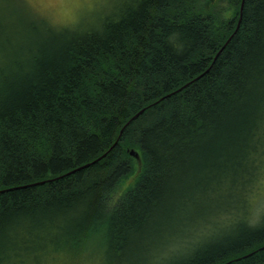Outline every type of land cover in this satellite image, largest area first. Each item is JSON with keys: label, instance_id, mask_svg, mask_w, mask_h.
<instances>
[{"label": "trees", "instance_id": "16d2710c", "mask_svg": "<svg viewBox=\"0 0 264 264\" xmlns=\"http://www.w3.org/2000/svg\"><path fill=\"white\" fill-rule=\"evenodd\" d=\"M240 3L120 0L85 28L0 3V264L94 243L102 264H151L183 240L152 264H264V222L246 219L264 0Z\"/></svg>", "mask_w": 264, "mask_h": 264}, {"label": "rangeland", "instance_id": "374dc122", "mask_svg": "<svg viewBox=\"0 0 264 264\" xmlns=\"http://www.w3.org/2000/svg\"><path fill=\"white\" fill-rule=\"evenodd\" d=\"M24 1V0H23ZM120 0H108L107 3L103 2V0H100V2H98L97 4H95L93 6V8L91 10L88 9H84V10H80L78 13V18L76 20L75 23H71L68 21H65L63 23H54V24H59V25H64L70 28H75V27H79V28H85L87 26H90L94 23L97 22V18L104 14L109 12ZM208 0H202L203 4H207ZM37 14V13H36ZM41 15V14H38ZM43 17H46L50 22L53 23V18L48 15V14H43L41 15ZM130 155L133 157L134 159V171H132V174H130L122 183L121 187H125L129 184H131L137 173L139 170V161H140V157H139V153L134 151L133 149L129 150ZM263 171L260 173L259 175V179L257 181V187L254 189L255 193L253 196V202H258V204H256L258 207L261 203V201H264V165H263ZM227 223H225L222 227H226ZM187 240H183L182 242H178L175 245V249L174 251L170 252L167 256L165 255H161L160 257H158L157 259H151L148 258V261H150V263L152 264L153 262H158V261H166L169 258L172 257V255H176L177 253H175V251L181 247L184 248L187 244ZM167 251V250H166ZM165 251V252H166ZM98 259L99 262L102 264V257L96 258L94 256H92L90 253H86L84 255L78 256V257H72L68 254H62L61 256L56 257V259H54L53 261H51L49 264H98Z\"/></svg>", "mask_w": 264, "mask_h": 264}, {"label": "clouds", "instance_id": "9594fccd", "mask_svg": "<svg viewBox=\"0 0 264 264\" xmlns=\"http://www.w3.org/2000/svg\"><path fill=\"white\" fill-rule=\"evenodd\" d=\"M26 6L37 14H48L53 18V23H63L65 21L75 23L78 18L80 8L77 6H66L62 8H53L46 0H28ZM90 8V6H87ZM249 212L257 213L259 208L253 204Z\"/></svg>", "mask_w": 264, "mask_h": 264}, {"label": "snow or ice", "instance_id": "6c2138e0", "mask_svg": "<svg viewBox=\"0 0 264 264\" xmlns=\"http://www.w3.org/2000/svg\"><path fill=\"white\" fill-rule=\"evenodd\" d=\"M25 3L28 2V0H24ZM46 2L52 6L53 8H62L66 6H77L80 8V10L88 9L91 10L95 4L100 2V0H46ZM103 2L107 3L108 0H103ZM0 3H3V0H0ZM87 6H90L87 7ZM259 212L257 213H251L249 212V215L246 217L249 223L255 224L257 221L264 222V201H261L259 205ZM4 220L2 217H0V230L3 229ZM175 245H169L166 252L163 253V255L167 256L170 252L174 251Z\"/></svg>", "mask_w": 264, "mask_h": 264}, {"label": "bare ground", "instance_id": "6f19581e", "mask_svg": "<svg viewBox=\"0 0 264 264\" xmlns=\"http://www.w3.org/2000/svg\"><path fill=\"white\" fill-rule=\"evenodd\" d=\"M135 169L133 168V171ZM255 206L258 207L256 204H258V202H254ZM253 206V205H252ZM89 252L92 256L96 257V258H99L101 257V249H100V246L98 244H91L90 247H89Z\"/></svg>", "mask_w": 264, "mask_h": 264}, {"label": "water", "instance_id": "95a60500", "mask_svg": "<svg viewBox=\"0 0 264 264\" xmlns=\"http://www.w3.org/2000/svg\"><path fill=\"white\" fill-rule=\"evenodd\" d=\"M242 1L243 0H241V3H240V7H239V12L241 11V7H242ZM240 16V15H239ZM99 159V157L98 158H96V159H94L93 161H96V160H98Z\"/></svg>", "mask_w": 264, "mask_h": 264}]
</instances>
